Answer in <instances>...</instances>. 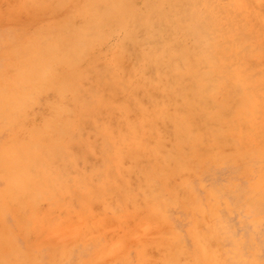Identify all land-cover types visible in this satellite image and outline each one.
I'll return each mask as SVG.
<instances>
[{"label": "rangeland", "instance_id": "obj_1", "mask_svg": "<svg viewBox=\"0 0 264 264\" xmlns=\"http://www.w3.org/2000/svg\"><path fill=\"white\" fill-rule=\"evenodd\" d=\"M0 264H264V0H0Z\"/></svg>", "mask_w": 264, "mask_h": 264}, {"label": "bare ground", "instance_id": "obj_2", "mask_svg": "<svg viewBox=\"0 0 264 264\" xmlns=\"http://www.w3.org/2000/svg\"><path fill=\"white\" fill-rule=\"evenodd\" d=\"M28 1V0H27ZM43 1V0H42ZM56 1V0H55ZM171 1V0H170ZM61 2V1H60ZM32 3V2H31ZM42 3V2H41ZM52 3V2H51ZM53 3H54V1H53ZM165 4V3H164ZM26 5V4H25ZM30 5V4H29ZM48 5V4H47ZM50 5V4H49ZM56 5V4H55ZM60 5V4H59ZM52 6H53V4H52ZM42 7V6H41ZM169 7V6H168ZM40 9V8H39ZM29 10V9H28ZM45 10V9H44ZM40 11V10H39ZM43 11V10H42ZM156 11V10H155ZM48 12V11H47ZM41 13V12H40ZM154 15V14H153ZM170 17V16H169ZM155 21L156 20H154V21H152V23L150 24V25H148V27H147V31H148V33H149V31H150V33L153 31L154 33H155V29L157 28V25H158V27H159V29H160V31H161V27L163 26V25H166L167 27H170L171 26V23L173 22H171L170 21V19L169 20H162V19H158V23L159 24H156L155 23ZM178 21V20H177ZM148 22V21H147ZM180 22V21H179ZM183 22V21H182ZM172 24H174V22L172 23ZM143 26V25H142ZM171 28V27H170ZM159 29L157 28V30L159 31ZM168 29V28H167ZM180 29V28H179ZM141 30H143V29H141ZM156 30V31H157ZM173 30H175L174 28H173ZM172 30V31H173ZM176 30H178V29H176ZM176 30H175V32H174V36H175V34H177V32H176ZM128 31V30H127ZM157 31V32H158ZM166 31H168V30H166ZM181 31V30H180ZM185 31V30H184ZM187 31V30H186ZM143 32V31H142ZM153 32H152V35H153ZM161 33H162V31H161ZM126 34V33H125ZM129 34H130V31H129ZM145 34V33H144ZM180 34V33H179ZM178 34V35H179ZM198 34V33H197ZM165 35V34H164ZM188 35V34H187ZM194 35H195V33H194ZM131 36V35H130ZM163 36V35H162ZM192 36V35H191ZM202 35H200V37H201ZM161 37V36H160ZM176 37V36H175ZM133 37H131V38H129V41L132 39ZM162 40L164 39L165 41H166V43L168 44V45H171V47L170 48H168L167 46H166V44H163V42H162V44H163V47L161 48V50L158 52V54L160 55V60H158L159 62L156 64H154V66H153V68L156 70V71H158L159 73H160V75H161V77L162 78H164L166 75H167V67L165 66V64H167V60H168V57H167V55H168V53L170 52V51H173V52H176V50L177 51H180V49H179V47H178V45H176L175 43H174V37L173 36H171V35H166V37L164 36L163 38H161ZM133 40V39H132ZM133 43H134V41H132ZM123 44V43H122ZM132 44V43H131ZM180 44V43H179ZM140 46H144V45H141V44H139ZM122 46V45H121ZM134 46H135V43H134ZM121 48V50H122V47H120ZM124 48V47H123ZM128 48V47H127ZM134 49H135V47H134ZM153 49V48H152ZM151 49V50H152ZM128 50V49H127ZM158 50V49H157ZM123 52H124V49L122 50ZM148 52H149V54H153V51H150V49H148ZM116 53V52H115ZM125 55H126V53H124ZM128 54V53H127ZM129 55V54H128ZM124 56V55H123ZM151 58H152V56H151ZM120 59H122V58H120ZM120 59H119V61H120ZM137 60V59H136ZM119 61H118V59H117V62L119 63ZM154 62V61H153ZM163 62V63H162ZM118 63H117V65H118ZM118 67V66H117ZM133 67V66H132ZM151 67V66H150ZM151 70V69H150ZM103 71V70H102ZM122 71V70H121ZM101 75V74H100ZM147 82V81H146ZM151 83L153 82V81H150ZM156 82V81H155ZM139 83V82H138ZM141 83V82H140ZM148 83V82H147ZM150 83V84H151ZM154 83V82H153ZM152 83V84H153ZM160 84V83H159ZM167 86V85H166ZM169 88V87H168ZM136 89V88H135ZM166 90V89H165ZM166 92V91H165ZM89 93V92H88ZM169 93V92H168ZM144 95V94H143ZM168 95H170V94H168ZM163 97V96H162ZM177 98H179V97H177ZM142 99V98H141ZM158 99V98H157ZM138 101V100H137ZM146 101H148V100H146ZM158 101V100H157ZM163 101V100H162ZM168 101V100H167ZM114 103V102H113ZM150 103V102H149ZM148 104V103H147ZM105 105V104H104ZM152 106V105H151ZM181 108V107H180ZM107 110V109H106ZM98 113V112H97ZM102 114V113H101ZM100 114V115H101ZM95 116V115H94ZM101 116H103V115H101ZM172 116V115H171ZM181 116H183V115H181ZM96 117V116H95ZM113 118V117H112ZM114 121V120H113ZM122 121V120H121ZM98 122V121H97ZM183 122V121H182ZM98 124V123H97ZM124 125V124H123ZM159 128V127H158ZM180 136H181V134H179ZM178 135V136H179ZM149 136V135H148ZM175 141V140H174ZM139 144V143H138ZM137 144V145H138ZM149 145V144H148ZM128 157V156H127Z\"/></svg>", "mask_w": 264, "mask_h": 264}]
</instances>
